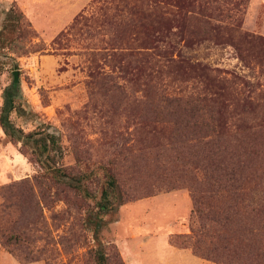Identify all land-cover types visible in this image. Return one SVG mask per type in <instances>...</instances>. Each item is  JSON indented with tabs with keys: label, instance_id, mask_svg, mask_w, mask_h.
<instances>
[{
	"label": "rangeland",
	"instance_id": "374dc122",
	"mask_svg": "<svg viewBox=\"0 0 264 264\" xmlns=\"http://www.w3.org/2000/svg\"><path fill=\"white\" fill-rule=\"evenodd\" d=\"M109 1L0 0V27L14 8L34 31L23 41L26 53L9 52L15 66L0 55V112L16 68L18 107L10 120L24 133L42 131L22 144L0 126V264H95L97 243L110 245L109 264H223L172 242L190 232L192 208L179 157L190 161L193 141L182 117L165 110L167 103L146 92L141 79H119L118 89L88 76V52L110 34L92 19ZM189 1L187 19L172 23L182 34L173 27L176 35L161 49L204 69H179L176 88L197 94L205 85L222 87L232 103L226 117L239 123L246 82L260 84L253 96L264 106V0ZM154 109L163 110L158 119L165 127L152 135L143 124ZM47 131L57 143L49 155L56 167L82 176V195L45 169L54 164L41 152ZM108 169L124 201L103 212Z\"/></svg>",
	"mask_w": 264,
	"mask_h": 264
},
{
	"label": "trees",
	"instance_id": "16d2710c",
	"mask_svg": "<svg viewBox=\"0 0 264 264\" xmlns=\"http://www.w3.org/2000/svg\"><path fill=\"white\" fill-rule=\"evenodd\" d=\"M190 4L189 0H110L102 5L99 16L92 21L96 24L101 21L110 34L88 52V76L94 82L118 89L123 85L119 79L128 82L141 79L146 92L153 91L159 100L167 103L165 110L182 117V127L191 130V159L179 157V164L188 176L192 201L190 232L173 236L172 242L190 247L195 255L218 263L264 264V106L259 95L253 96L260 84L246 82L247 91L239 100L246 115L239 123H231L226 117L232 103L223 98L222 87L213 89L216 84L205 85L197 94H182L176 88L175 73L179 69L184 66L204 69L186 59H174L171 51L161 49L170 45L171 37L176 35L173 27L182 34L181 28L172 23L187 19L184 8ZM115 17L120 20L111 21ZM23 18L14 8L6 12L0 27L3 63L10 60L15 66L9 52L28 51L23 41L34 31L23 24ZM213 26L217 30L228 29L223 25ZM10 31L17 34L9 37ZM17 95V89L13 90L12 86L5 89L0 126L12 140L25 144L24 139L42 131L24 133L13 125L9 116L18 107ZM162 112L161 109L148 111L143 124L148 133L153 135L164 129L158 119ZM43 136L41 152L52 159L49 153L56 150V135L47 131ZM46 141L51 143L50 148ZM36 156L39 159V154ZM45 169L51 171L55 181L73 186L81 194L78 188L82 176L68 172L65 167H56L55 163ZM117 200L123 203V192L115 174L108 169L99 209L107 210ZM8 239L4 242L8 243ZM109 246L101 243L94 246L95 264H109Z\"/></svg>",
	"mask_w": 264,
	"mask_h": 264
},
{
	"label": "water",
	"instance_id": "95a60500",
	"mask_svg": "<svg viewBox=\"0 0 264 264\" xmlns=\"http://www.w3.org/2000/svg\"><path fill=\"white\" fill-rule=\"evenodd\" d=\"M18 82H19V72L16 68H14L12 72V83H11L13 90H16L18 88Z\"/></svg>",
	"mask_w": 264,
	"mask_h": 264
}]
</instances>
